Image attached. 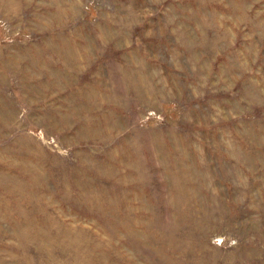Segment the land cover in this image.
<instances>
[{"label":"rangeland","instance_id":"rangeland-1","mask_svg":"<svg viewBox=\"0 0 264 264\" xmlns=\"http://www.w3.org/2000/svg\"><path fill=\"white\" fill-rule=\"evenodd\" d=\"M0 264H264V0H0Z\"/></svg>","mask_w":264,"mask_h":264}]
</instances>
